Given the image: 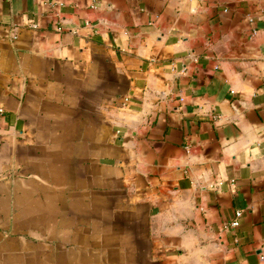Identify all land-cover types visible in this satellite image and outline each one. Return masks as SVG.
<instances>
[{
    "label": "crops",
    "instance_id": "obj_1",
    "mask_svg": "<svg viewBox=\"0 0 264 264\" xmlns=\"http://www.w3.org/2000/svg\"><path fill=\"white\" fill-rule=\"evenodd\" d=\"M0 264H264V0H0Z\"/></svg>",
    "mask_w": 264,
    "mask_h": 264
},
{
    "label": "built area",
    "instance_id": "obj_2",
    "mask_svg": "<svg viewBox=\"0 0 264 264\" xmlns=\"http://www.w3.org/2000/svg\"><path fill=\"white\" fill-rule=\"evenodd\" d=\"M241 214V210H237L236 216L232 218L229 222H226L225 226L236 227L238 225V216Z\"/></svg>",
    "mask_w": 264,
    "mask_h": 264
},
{
    "label": "rangeland",
    "instance_id": "obj_3",
    "mask_svg": "<svg viewBox=\"0 0 264 264\" xmlns=\"http://www.w3.org/2000/svg\"><path fill=\"white\" fill-rule=\"evenodd\" d=\"M3 216H5V214H2ZM15 215V214H14ZM9 232H11V235H22V233H24V229H18V230H11L8 229Z\"/></svg>",
    "mask_w": 264,
    "mask_h": 264
}]
</instances>
